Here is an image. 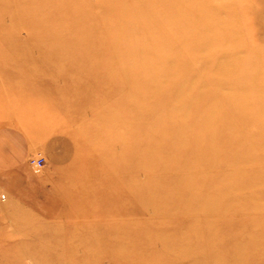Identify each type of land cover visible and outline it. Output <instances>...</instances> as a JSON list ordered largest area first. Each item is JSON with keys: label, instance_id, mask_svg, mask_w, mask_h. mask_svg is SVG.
<instances>
[{"label": "rangeland", "instance_id": "1", "mask_svg": "<svg viewBox=\"0 0 264 264\" xmlns=\"http://www.w3.org/2000/svg\"><path fill=\"white\" fill-rule=\"evenodd\" d=\"M49 1L0 0V264H264V0ZM209 35L254 71L222 78Z\"/></svg>", "mask_w": 264, "mask_h": 264}, {"label": "bare ground", "instance_id": "2", "mask_svg": "<svg viewBox=\"0 0 264 264\" xmlns=\"http://www.w3.org/2000/svg\"><path fill=\"white\" fill-rule=\"evenodd\" d=\"M210 3H211V1L209 0L208 4H210ZM8 5L9 6H13V5L17 6L15 4H13L12 1H9ZM150 5H153V2ZM77 7H78V9H81V8L82 9L83 8L89 9L92 7L103 8L104 6H103V4H101V2L91 3V2H88L86 0H82L81 4H80V0H50L48 3L49 10L51 12L54 11L56 13L62 12L64 10L65 11L68 10V13L70 14V12H71L70 10L77 8ZM149 8L151 10V6H149ZM241 11H243L242 7H236V9L230 8L228 10L227 16L225 14H224V16H222V14H217V15L214 14V16H210L207 13L206 16L203 17L202 20H200L201 24L199 22H198L199 24L196 22L194 25H191L189 27L194 29V28H196V24H198V26H200V27H203L205 25L206 21L208 20V18H213L216 21V23L220 26L219 27L220 30L222 29V30H224V32H226V31L230 32L231 27L233 28L234 26H236V24H237V26H236L237 29L240 28L241 26H243V20H240V21L238 19L235 20L236 19L235 15L236 14L238 15V13ZM20 18H21V15H12L11 22H9L10 24L5 29H1L0 41H1V43L2 42L7 43L8 49H7L6 53L8 55V61H9V63H12L13 65L16 66L17 70L19 71L17 74L21 75L22 72L20 71L21 69H20L19 56L18 55L14 56V50L11 49V46H10L11 43L14 45H18V42L14 41L12 38H16V37L20 36L22 33L21 32L22 30H21ZM183 19L185 20V18H183ZM231 19H234V21ZM72 21H73V19H72ZM166 28H168L169 30H171L175 34H179V28H176L174 26L173 27L167 26ZM172 28H173V30H172ZM213 29H215V27H210V26L208 27V30H210L211 32L213 31ZM181 31H183V30H181ZM202 41L204 42V45L199 46V48H198L199 56H201L202 59L210 61L211 63H213L214 64L213 69H215L216 72L221 73V75H223L222 78L229 80V78L232 77V73L240 74V73L245 72V71L246 72L247 71H254V70H251V68L249 66L247 67L244 65L243 66L239 65V63L241 62V59H242V53H240V52L236 53V51L238 50L237 48H234V50L231 53H229V51H227L228 54H225V56H223L221 53L214 56V54L211 53L210 50H212V48L215 46V44H217L219 42V40L217 41V37L213 36V35H209L206 38H202ZM173 51H172V55H170L171 57H168L169 55H166L168 57L166 59L169 60L170 63L176 64V56L175 55H177V54L179 55L181 49L179 46H175V48H173ZM137 53H140V55H137V56L142 60V64L147 65V59L144 57L145 56L144 54L147 53V49L144 50V48H142L141 50H138ZM215 53H216V48H215ZM237 64L240 66L238 69L236 67ZM126 71L132 72V69L130 70L129 68H127ZM121 80L123 83L126 84L129 82V77H127V75L123 74ZM18 86L19 85L17 84L16 87H18ZM201 87L204 88L205 86L202 85ZM253 88H254V91L258 89L257 87H253ZM196 90L199 91V90H201V88L198 87V89H196ZM238 92H240V91H238ZM236 95H237V93L235 94V97H233V94H231L229 96L230 98L228 97V100H231V101L233 100V102H235ZM180 97H184V96L181 95L177 98H172L170 100V102L177 103V102H179L178 98H180ZM252 99H253V101L257 102L258 97H255ZM236 105L240 106L239 103H237V102H236ZM245 107H249V106H244L242 108L244 109ZM238 118H241V116L238 115ZM260 148H262V147H260ZM34 158H37V157H34Z\"/></svg>", "mask_w": 264, "mask_h": 264}, {"label": "crops", "instance_id": "3", "mask_svg": "<svg viewBox=\"0 0 264 264\" xmlns=\"http://www.w3.org/2000/svg\"><path fill=\"white\" fill-rule=\"evenodd\" d=\"M9 142H10V136H2V146H1L0 150H1V154L5 158V161L2 162L3 164H8L9 160L12 159V156L14 157V159L19 158L20 156L22 157V152L24 150V148L18 147L17 145H15V146L12 145L13 147L10 146L11 147L10 148ZM9 150H11L12 152L10 153ZM2 163L0 162V164H2Z\"/></svg>", "mask_w": 264, "mask_h": 264}, {"label": "built area", "instance_id": "4", "mask_svg": "<svg viewBox=\"0 0 264 264\" xmlns=\"http://www.w3.org/2000/svg\"><path fill=\"white\" fill-rule=\"evenodd\" d=\"M42 160H43L42 157H39V158H31V159H30V162H31V164H32L33 166L38 167V166L41 165ZM4 197H5V196H4V193H0V200H3Z\"/></svg>", "mask_w": 264, "mask_h": 264}]
</instances>
